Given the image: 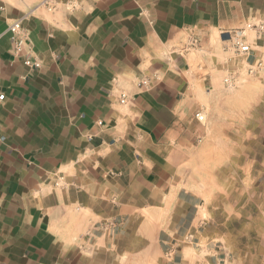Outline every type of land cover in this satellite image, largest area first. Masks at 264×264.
Segmentation results:
<instances>
[{
  "label": "crops",
  "instance_id": "obj_1",
  "mask_svg": "<svg viewBox=\"0 0 264 264\" xmlns=\"http://www.w3.org/2000/svg\"><path fill=\"white\" fill-rule=\"evenodd\" d=\"M46 1L0 0V264H108L141 254L147 228L176 253L196 115L226 77L264 85V34L243 30L264 0Z\"/></svg>",
  "mask_w": 264,
  "mask_h": 264
},
{
  "label": "rangeland",
  "instance_id": "obj_2",
  "mask_svg": "<svg viewBox=\"0 0 264 264\" xmlns=\"http://www.w3.org/2000/svg\"><path fill=\"white\" fill-rule=\"evenodd\" d=\"M222 90V102L199 111L198 148L181 170L193 231L167 256L157 231L144 229L141 254L108 264H264V85L239 79Z\"/></svg>",
  "mask_w": 264,
  "mask_h": 264
},
{
  "label": "built area",
  "instance_id": "obj_3",
  "mask_svg": "<svg viewBox=\"0 0 264 264\" xmlns=\"http://www.w3.org/2000/svg\"><path fill=\"white\" fill-rule=\"evenodd\" d=\"M76 0H69L67 2V9L71 10L76 6L75 3ZM46 8L49 11L55 10L56 9V3L54 0H47L45 2ZM246 29L252 30L255 29L257 30L259 35L264 34V18L261 20H258L255 23H248L246 25ZM245 30V29H243ZM7 32L11 35V40L13 43V51L15 56H19L20 53L22 52L23 49L27 46V39L26 36L22 30V25H21V20H17L11 25L8 26ZM239 34H243V32H238L237 35L234 36L232 39V47L236 51V53L240 55H245L250 51L249 45L244 41L243 37ZM24 64L28 67H35L36 63H31L28 59L24 61ZM249 73H252V70H249ZM141 85H146L147 81H141ZM224 84L226 85L227 88H233L234 87V79L232 77H226L224 79ZM4 100V94H0V102ZM124 96H122L121 102L124 103ZM196 118L198 121H203L204 117L202 115L197 114Z\"/></svg>",
  "mask_w": 264,
  "mask_h": 264
}]
</instances>
